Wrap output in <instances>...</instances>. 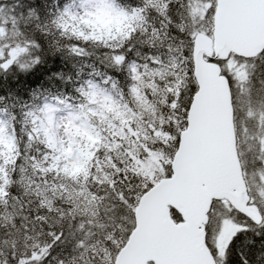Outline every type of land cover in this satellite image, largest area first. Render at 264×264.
I'll use <instances>...</instances> for the list:
<instances>
[{
  "label": "snow or ice",
  "instance_id": "1",
  "mask_svg": "<svg viewBox=\"0 0 264 264\" xmlns=\"http://www.w3.org/2000/svg\"><path fill=\"white\" fill-rule=\"evenodd\" d=\"M0 264H264V0H0Z\"/></svg>",
  "mask_w": 264,
  "mask_h": 264
}]
</instances>
